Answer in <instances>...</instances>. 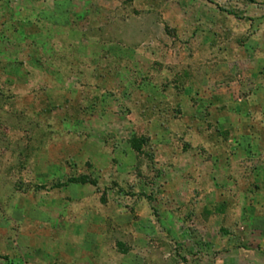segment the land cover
Wrapping results in <instances>:
<instances>
[{
	"label": "rangeland",
	"instance_id": "374dc122",
	"mask_svg": "<svg viewBox=\"0 0 264 264\" xmlns=\"http://www.w3.org/2000/svg\"><path fill=\"white\" fill-rule=\"evenodd\" d=\"M0 264H264V0H0Z\"/></svg>",
	"mask_w": 264,
	"mask_h": 264
}]
</instances>
